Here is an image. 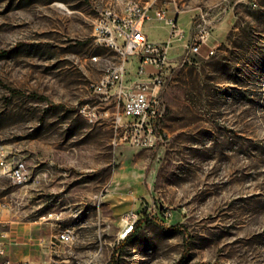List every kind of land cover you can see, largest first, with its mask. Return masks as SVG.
<instances>
[{
	"label": "rangeland",
	"instance_id": "rangeland-1",
	"mask_svg": "<svg viewBox=\"0 0 264 264\" xmlns=\"http://www.w3.org/2000/svg\"><path fill=\"white\" fill-rule=\"evenodd\" d=\"M127 1L0 0V143L33 175L0 178V217L41 262L73 225L62 264H264V0L156 2L196 15L192 31L201 10L233 9L212 21L214 54L172 43L183 54L162 91L168 141L154 148L116 144L122 106L90 91L120 60L95 21ZM132 211L145 221L127 236Z\"/></svg>",
	"mask_w": 264,
	"mask_h": 264
},
{
	"label": "built area",
	"instance_id": "built-area-1",
	"mask_svg": "<svg viewBox=\"0 0 264 264\" xmlns=\"http://www.w3.org/2000/svg\"><path fill=\"white\" fill-rule=\"evenodd\" d=\"M158 0L141 3L128 0L122 11L106 9L94 24L95 41L101 46L115 51L120 60L109 65L103 76L90 84V91L95 95L111 98L122 110L116 114V144H127L140 148H154L168 141V135L161 126L165 112L162 91L171 78L176 60H172L170 49L175 41H182L185 29L179 21L181 10L176 4V13L170 14L165 6L156 4ZM176 1V0H175ZM162 2V0H161ZM211 7L197 14L195 32L190 41L184 45L191 53L202 52L214 29ZM153 19H160L171 27V36L167 41H153L144 30V24ZM216 47L208 49V55L214 54ZM132 55L138 56V65L134 75L131 74L130 62ZM184 56V55H183ZM95 59L98 58L96 55ZM152 66L154 70L148 71ZM24 159L18 158L7 144L0 143V178H10L15 183H26L33 175H25ZM8 203L0 202L2 210L8 209ZM54 213L44 216L49 218ZM62 213H57L60 218ZM49 216V217H47ZM138 214L134 211L127 215L131 223L126 232L130 231ZM7 219L0 217V264H62L55 257L61 250V238L77 236L74 227L71 231L59 229L50 241L51 258L42 262L32 259L13 260L9 257L6 247L8 231ZM125 232V233H126Z\"/></svg>",
	"mask_w": 264,
	"mask_h": 264
},
{
	"label": "crops",
	"instance_id": "crops-1",
	"mask_svg": "<svg viewBox=\"0 0 264 264\" xmlns=\"http://www.w3.org/2000/svg\"><path fill=\"white\" fill-rule=\"evenodd\" d=\"M232 9L233 8L230 6H225V7H223L222 10L211 11V13H212L213 17H216L217 15H221L222 13L225 12L222 15V17H224V19H225L226 17H228L231 14ZM211 10H212V8H211ZM184 11H186L184 18L186 17L185 19H186L187 23L184 24L185 37L182 41L185 43V42H188L192 39L193 34L195 32V30L194 31H192V30L194 27L193 26V18L196 15L192 16V14L190 13L189 10L182 9L181 13H179V15H178L180 23L183 20L182 19L183 18L182 13ZM169 13L175 14L176 13V7L173 10H169ZM215 26L216 25H214V27ZM144 30L147 33L148 37L153 41H167L170 39V36H171L170 25L168 23H166L165 21L160 20V19H153V20L147 21L144 24ZM213 31L211 34L212 38H210L208 43L203 46L202 52L208 51L209 48L216 47L217 43L219 42L218 38L216 39L215 37H213V33H214ZM182 54L183 53L179 50L178 45L174 44L171 46L170 55L172 57V60H175L177 56H181ZM130 69H131V74L134 75L135 72H133L131 65H130ZM147 69H148V71H152V70H154V67L148 66ZM7 220H8V225L6 226V229L8 231V237L6 238V247H7V252H8L9 257L12 258L13 260L31 259V258L27 257L28 255L26 253L19 251L18 248L16 247L17 246L16 244H21L24 241L23 240L21 241V239H20L21 238L20 230L15 229L16 227L13 224H11L13 222V220H11V219H7ZM53 224H56V223L54 222ZM61 225L62 224H59L60 227H61ZM50 258H51V255H50L49 259ZM49 259H46V260H49ZM32 260H34V259H32ZM39 260L40 259L35 260V261H39ZM39 262H41V261H39Z\"/></svg>",
	"mask_w": 264,
	"mask_h": 264
},
{
	"label": "bare ground",
	"instance_id": "bare-ground-1",
	"mask_svg": "<svg viewBox=\"0 0 264 264\" xmlns=\"http://www.w3.org/2000/svg\"><path fill=\"white\" fill-rule=\"evenodd\" d=\"M213 7V6H212ZM29 166L30 165H28V163H25L24 164V171H25V175H32V172H31V170H32V168H31V170H30V168H29ZM50 214V213H49ZM74 214V213H73ZM77 214V213H76ZM42 215V214H41ZM44 216H46V215H44ZM129 225V224H128ZM127 225V226H128ZM61 229H64V231H71V230H73L74 229V226L73 225H66V226H64V227H62ZM133 229V228H132ZM131 229V230H132ZM126 230V229H125ZM124 230V231H125ZM130 230V231H131ZM123 231V232H124ZM130 231H128V232H126L125 233V235H127ZM76 238H77V236H67V238H61V245L62 244H65V243H70V242H73V241H75L76 240Z\"/></svg>",
	"mask_w": 264,
	"mask_h": 264
},
{
	"label": "trees",
	"instance_id": "trees-1",
	"mask_svg": "<svg viewBox=\"0 0 264 264\" xmlns=\"http://www.w3.org/2000/svg\"><path fill=\"white\" fill-rule=\"evenodd\" d=\"M144 221H145V219H142V218H141L140 220L136 221V222L134 223L133 229H134V228H136V227H139V226H141V225H142V223H143ZM133 229H132V230H133ZM132 230H131V231H130L128 234H127V236H129V235H131V234H132V233H131V232H132Z\"/></svg>",
	"mask_w": 264,
	"mask_h": 264
}]
</instances>
